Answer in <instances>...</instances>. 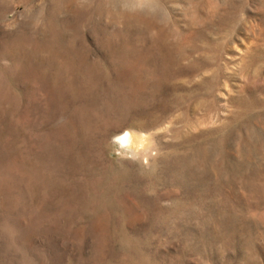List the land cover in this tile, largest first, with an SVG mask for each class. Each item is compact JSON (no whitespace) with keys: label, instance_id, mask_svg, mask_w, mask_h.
Instances as JSON below:
<instances>
[{"label":"rangeland","instance_id":"obj_1","mask_svg":"<svg viewBox=\"0 0 264 264\" xmlns=\"http://www.w3.org/2000/svg\"><path fill=\"white\" fill-rule=\"evenodd\" d=\"M0 264H264V0H0Z\"/></svg>","mask_w":264,"mask_h":264},{"label":"bare ground","instance_id":"obj_2","mask_svg":"<svg viewBox=\"0 0 264 264\" xmlns=\"http://www.w3.org/2000/svg\"><path fill=\"white\" fill-rule=\"evenodd\" d=\"M133 134V133H132ZM131 134V132L129 131H125L121 134H119V136L117 137V141L124 147L126 148H130V149H134L136 144L138 143V141L140 140L139 138L137 139V137H133V135ZM208 146V145H206ZM215 146V145H214ZM209 149V148H207ZM195 151V150H194ZM213 151V150H212ZM213 153V152H212ZM241 157L244 159L242 161V164H245L246 163V160L249 161V159H252L253 157L251 156V154L247 151V150H244V149H241L239 151ZM193 154V153H192ZM218 154V153H217ZM219 155V154H218ZM209 152L208 150H205V148H203L202 150H199L197 152H195V154L193 155V157L189 159V162L193 164L194 160H197L198 162L200 161V163H202L203 165L206 164V165H212V162L213 164H215V166H219L217 167L219 169V171H217L218 173H224L222 171L223 167H225L227 164L226 162H216V161H210L209 160ZM225 158V157H224ZM196 162V161H195ZM184 163V162H183ZM189 163V164H190ZM224 163V165H223ZM186 164V163H185ZM248 164L247 163V167H248ZM222 166V167H221ZM240 167V165H237ZM244 166V165H243ZM195 167V166H194ZM174 170V169H173ZM172 171V170H171ZM186 171V170H185ZM175 173V172H174ZM188 174V173H187ZM190 174V173H189ZM197 175V174H196ZM199 175V174H198ZM186 177V176H185ZM182 179V178H181ZM187 179V178H186ZM179 181V180H178ZM185 182V181H184ZM183 183V182H182ZM202 190H203V187H202ZM203 193V192H202Z\"/></svg>","mask_w":264,"mask_h":264}]
</instances>
